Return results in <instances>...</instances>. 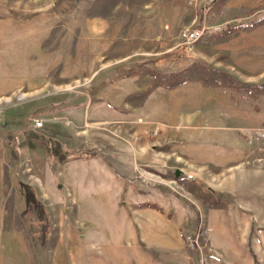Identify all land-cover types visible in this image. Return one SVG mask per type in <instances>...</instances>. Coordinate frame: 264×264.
<instances>
[{"label":"rangeland","instance_id":"374dc122","mask_svg":"<svg viewBox=\"0 0 264 264\" xmlns=\"http://www.w3.org/2000/svg\"><path fill=\"white\" fill-rule=\"evenodd\" d=\"M261 19L264 0H0V264H264Z\"/></svg>","mask_w":264,"mask_h":264},{"label":"crops","instance_id":"0c3cea01","mask_svg":"<svg viewBox=\"0 0 264 264\" xmlns=\"http://www.w3.org/2000/svg\"><path fill=\"white\" fill-rule=\"evenodd\" d=\"M197 90H198L197 86H194V85L186 84V85L179 86V87L176 88V90L174 92H170L169 93V95H168V103H169L170 106H172L173 102L176 99L183 100V98H185V97L191 99V97H192L191 95L192 94H194V93L198 94ZM185 100H187V99H185ZM176 106L177 105H175V107ZM138 148L139 147H137V149ZM143 151H145V150H143ZM163 159H165V158H163ZM98 161H100V164L104 168V169L102 168V174L104 176H106V174H107V175H109L111 177V179L112 178L115 179L114 171H113V169H111L110 165L108 163L102 161V160H98ZM114 179H113V182L110 184V187H112V189H114V196L116 195L115 198L117 197L116 198L117 201L115 200L116 203H114V205L116 207H114V208H120L118 200L120 201V198H121L122 194L126 195V192L121 191L119 189L118 183H117L116 179L115 180ZM155 191H156L157 194H154L153 196H150V193H149L148 196H145L146 198L142 202L143 203V205H142L143 207H141V208H147L146 209L147 212H142L141 215H139V217H140V220L144 224L145 227L148 226V225H146V221H147L146 218H147L148 214L151 216V218L157 217V215H154V214H157V212L152 210V209H149V208H168L167 205H166L165 196L163 194L164 191L161 190V189H158V190H155ZM126 197H128L130 199L131 198V194L128 195V196L126 195ZM138 201H140V200H138ZM128 202H129V200L125 201V205H124L125 207L124 208H126V209L124 211H126L127 208H131L130 207L131 204L129 205ZM81 205H82V202H81ZM152 211H153V213H152ZM117 214L119 215V212ZM120 217L121 218L118 221H119V223L124 225L127 222L126 212H124V214L122 216H120ZM124 235L125 234H122V233L119 234V236L120 237L122 236V238H125Z\"/></svg>","mask_w":264,"mask_h":264},{"label":"built area","instance_id":"2783aa9c","mask_svg":"<svg viewBox=\"0 0 264 264\" xmlns=\"http://www.w3.org/2000/svg\"><path fill=\"white\" fill-rule=\"evenodd\" d=\"M202 33L199 31H191V32H184L181 35L182 38V42L183 45L185 46V48L187 50H191L192 46L194 45V43L198 40V38L200 37ZM35 127H40L41 123L39 122H35ZM191 179V176L189 175H178L175 179V181H173L174 184L176 183H182L185 182L187 180Z\"/></svg>","mask_w":264,"mask_h":264},{"label":"water","instance_id":"95a60500","mask_svg":"<svg viewBox=\"0 0 264 264\" xmlns=\"http://www.w3.org/2000/svg\"><path fill=\"white\" fill-rule=\"evenodd\" d=\"M178 176V173L177 172H175V174H174V177L176 178Z\"/></svg>","mask_w":264,"mask_h":264},{"label":"trees","instance_id":"16d2710c","mask_svg":"<svg viewBox=\"0 0 264 264\" xmlns=\"http://www.w3.org/2000/svg\"><path fill=\"white\" fill-rule=\"evenodd\" d=\"M263 20H264V19H261V20H259V22H263ZM259 22H258V23H259Z\"/></svg>","mask_w":264,"mask_h":264}]
</instances>
